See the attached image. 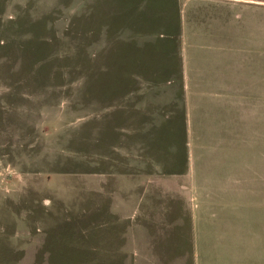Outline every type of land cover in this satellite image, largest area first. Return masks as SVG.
<instances>
[{"label":"rangeland","instance_id":"1","mask_svg":"<svg viewBox=\"0 0 264 264\" xmlns=\"http://www.w3.org/2000/svg\"><path fill=\"white\" fill-rule=\"evenodd\" d=\"M181 5L0 0V264H198Z\"/></svg>","mask_w":264,"mask_h":264},{"label":"crops","instance_id":"2","mask_svg":"<svg viewBox=\"0 0 264 264\" xmlns=\"http://www.w3.org/2000/svg\"><path fill=\"white\" fill-rule=\"evenodd\" d=\"M181 14L192 253L219 264L216 247L231 239L232 264H264V0H182ZM228 205L235 219L221 211ZM228 220L234 235L220 230ZM200 234L207 242L198 247Z\"/></svg>","mask_w":264,"mask_h":264}]
</instances>
